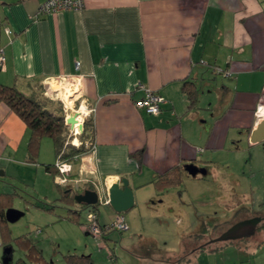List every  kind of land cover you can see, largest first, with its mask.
Masks as SVG:
<instances>
[{"label":"crops","instance_id":"1","mask_svg":"<svg viewBox=\"0 0 264 264\" xmlns=\"http://www.w3.org/2000/svg\"><path fill=\"white\" fill-rule=\"evenodd\" d=\"M44 1L0 0V44L6 56L0 83L30 95L48 79L79 77L77 94L67 104L73 111L80 104L94 109V149L73 166L72 182H84L57 186L46 169H54L57 161L53 142L42 141L39 156L31 157L26 123L1 103L0 212L5 218L19 188L38 182L50 194L46 198H58L62 189L75 194L95 186L104 190L125 177L136 194L176 166L194 164L207 176L214 154L231 153L238 141H246L249 149L263 145L250 139L264 100V0H84L81 12L55 15L39 12ZM185 82L198 90L193 107ZM140 83L165 99L158 115L136 107L147 95ZM140 152L139 160L133 155ZM249 164L243 197L259 186L250 184L252 178L264 179V159ZM262 209L264 204L259 211L234 205L236 215L245 213L235 226L253 217L257 230L244 245L224 242L227 250L236 249L227 264H264ZM14 211L16 222L23 213ZM220 239L211 243L217 246L214 259L221 252ZM147 243L139 244L142 251L131 250L140 264H173L171 252Z\"/></svg>","mask_w":264,"mask_h":264},{"label":"rangeland","instance_id":"2","mask_svg":"<svg viewBox=\"0 0 264 264\" xmlns=\"http://www.w3.org/2000/svg\"><path fill=\"white\" fill-rule=\"evenodd\" d=\"M54 85L57 93L47 90L52 97L46 95L44 85L36 86V92L43 99H53L54 103L49 107L58 111L62 105L64 108L63 100L70 102L71 92L68 84ZM79 132V129L78 133L70 129V135L74 137L71 143L74 145L79 144L76 139ZM43 142L52 144V139L45 138ZM245 142L238 141L231 153L224 151L220 155L214 154L216 157L207 176L194 178L185 173L179 183H173L162 191L158 190L156 182L146 185L148 187L134 194V207L123 214L129 225L128 230L110 231L104 237L94 238L87 230H83V227L88 226L92 208L73 201L76 191L73 190L70 201L65 202L62 197L68 195L67 189L59 191L58 198L57 195L46 198L49 193L41 186V182L36 187H21L9 209L18 210L23 216L16 222L4 221L0 225V237L4 242L0 247V264H5L8 257L5 250L8 247L13 249L12 261L8 264H18L20 260L26 264H36L28 256L27 248L17 241L23 236L36 245L44 264H66L65 257L70 254L84 257L86 264H140L139 258L131 250L136 247L139 248L137 251H142L143 245L139 244H148L147 241L156 243L152 248L171 252L173 264H206L204 261L227 264L236 249L227 250L224 242L228 239L240 241L244 245L248 241V237L239 238L236 235V221L243 218L245 213L238 212L236 215L232 210L234 205L243 203L246 208L259 211L264 204V179L261 177L258 180L251 179L252 186H259L253 191L249 190L248 196L243 197L246 191L241 187L245 186L248 178L244 176L247 170L249 172V162L257 157L264 159V143L249 149ZM82 173L89 172L84 170ZM72 183L76 185L75 181ZM233 188L241 195L236 196ZM97 208L100 212L99 223L109 225L115 221V211L111 206L100 203ZM258 216L264 218V209ZM251 218L249 220L253 221ZM217 237L221 238V252L219 255L215 253L218 258L214 259L211 253L214 249L217 251V246L211 243ZM235 252H239L238 249ZM205 256H210V259L206 260Z\"/></svg>","mask_w":264,"mask_h":264},{"label":"trees","instance_id":"3","mask_svg":"<svg viewBox=\"0 0 264 264\" xmlns=\"http://www.w3.org/2000/svg\"><path fill=\"white\" fill-rule=\"evenodd\" d=\"M183 90L188 96L190 107L195 106L198 101V90L194 89L189 82L184 83ZM52 101L54 100H49L48 97L43 99L41 98V95L35 93L26 95L16 86H5L0 83V104L5 103L8 105V107H10L26 123L30 131V141L28 146L30 156L36 159L39 156L42 141L45 138H50L52 139L54 145L57 161H66L71 163L73 166H76L81 162L82 157L93 151V140L95 133L94 122L92 118L86 121L84 124V130L81 134H79L78 137H76V139L79 141V144L74 145L71 143L74 140V137H71L69 126L66 125L63 105L60 110H53L49 107L50 104L54 103ZM69 139L71 141H68ZM141 153L142 152L133 156L140 160ZM46 169L50 171L56 179L59 173L56 164L54 169H52V166H46ZM185 173L187 172L184 166H176L165 172L163 175H160L156 180L158 190L162 191L171 186L173 183H179L181 176ZM56 185L62 187V185L57 183ZM63 187L67 188L69 186ZM67 190V192H71L69 189ZM70 199V193L67 196L62 197V200L65 202H69ZM97 205L82 206L91 207L92 211L98 214L99 220V210ZM4 221H6V218L5 211L3 210L0 212V225L3 224ZM102 227L104 226L102 225ZM110 231L114 230L111 229L105 231L103 229L102 236L104 237V235ZM17 241L20 245L27 248L29 253L28 256L36 261V264H44L40 252L34 243H31L30 240L24 236L18 238ZM2 243L4 245L3 240ZM84 259V257H77V255L70 254L65 257V262L66 264H86L87 262H85ZM18 264H26V262L20 260Z\"/></svg>","mask_w":264,"mask_h":264},{"label":"built area","instance_id":"4","mask_svg":"<svg viewBox=\"0 0 264 264\" xmlns=\"http://www.w3.org/2000/svg\"><path fill=\"white\" fill-rule=\"evenodd\" d=\"M85 8V2L84 0H45L40 9L39 12L41 14L45 15H55L64 11H74V12H81ZM7 34H11L9 29H6ZM77 67H79V63L77 64ZM6 68V56L4 49L2 45L0 44V72L4 71ZM218 73H223L222 70H217ZM229 74V73H228ZM80 81V78L76 76H63L60 78H51L45 81L44 87L47 90H51L52 93H57L56 91H52L54 84H68L69 91L71 92L72 88L76 87V90L74 93H71V97L73 99V96L77 94L78 91V83ZM139 88L146 91L147 95L142 100L136 102V107L140 110H145L148 114L152 115H158L161 112L162 104L165 103V99L152 92L149 88L145 87L143 84L138 85ZM47 96L52 97L48 93H46ZM58 96V94H57ZM63 100V99H61ZM64 108H65V121L67 125V119L71 116L76 117V123L73 126H69L72 128V130H75L76 133H78V124L80 123L79 129L81 133L84 130V124L87 120L90 119L92 114L94 113V109L89 108L84 104H80L79 108L76 110H69L68 104L66 100H63ZM264 121V100H262L256 109L255 112V127H258V125ZM68 126V125H67ZM94 149V146H93ZM56 167L58 169V175L56 177V183L62 186H68L70 182L72 181L70 178L71 172L73 170V165L66 161H57ZM81 181V180H80ZM80 181H76V185L79 186ZM88 183V181L86 182ZM107 189L103 190V192L99 191L100 193V200L102 201V204H108L109 200L106 196ZM102 225L99 223L98 220V214L96 212L91 211L88 217V226L86 228L87 232L91 234L94 238H98L99 236L102 237V230H117L119 232H123L128 230V226L125 221V217L122 214H116L115 221L112 222V224L109 225ZM3 246L2 239L0 237V247Z\"/></svg>","mask_w":264,"mask_h":264},{"label":"water","instance_id":"5","mask_svg":"<svg viewBox=\"0 0 264 264\" xmlns=\"http://www.w3.org/2000/svg\"><path fill=\"white\" fill-rule=\"evenodd\" d=\"M76 117L71 116L67 119V125L73 126L76 123ZM251 142L253 144L264 143V121L261 122L258 127L253 131L251 135ZM186 172L192 176L197 177L198 175L205 176L207 174V170L205 168H199L194 164L185 165ZM106 190V189H105ZM106 196L109 200L108 205L113 208V210L117 214H124L131 210L135 205L134 192L130 187V182L127 178H120L116 182H113L106 191ZM100 193L98 189H85L82 192H79L74 195V201L79 205L86 206H96L99 203H102L100 200ZM15 211L9 209L6 213V218L8 221L13 222L15 218H11V216H15ZM257 220L243 222L239 227L237 226V237H250L255 234L257 230L256 226ZM11 250L12 248H7L6 254L8 255L5 260V264H8L11 261Z\"/></svg>","mask_w":264,"mask_h":264},{"label":"bare ground","instance_id":"6","mask_svg":"<svg viewBox=\"0 0 264 264\" xmlns=\"http://www.w3.org/2000/svg\"><path fill=\"white\" fill-rule=\"evenodd\" d=\"M54 88L56 89V87H54ZM54 88H53V89H54ZM55 89H54V90H55ZM60 89H61V88H60ZM64 93H65V92H64ZM60 95H61V94H60ZM65 96H66V95H65ZM79 126H80V123L78 124V129H79ZM79 130H80V129H79Z\"/></svg>","mask_w":264,"mask_h":264}]
</instances>
